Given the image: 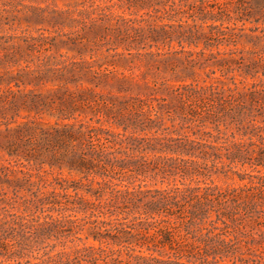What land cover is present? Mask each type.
<instances>
[{"label":"trees","instance_id":"obj_1","mask_svg":"<svg viewBox=\"0 0 264 264\" xmlns=\"http://www.w3.org/2000/svg\"><path fill=\"white\" fill-rule=\"evenodd\" d=\"M45 1L0 0V264H264V0Z\"/></svg>","mask_w":264,"mask_h":264},{"label":"rangeland","instance_id":"obj_2","mask_svg":"<svg viewBox=\"0 0 264 264\" xmlns=\"http://www.w3.org/2000/svg\"><path fill=\"white\" fill-rule=\"evenodd\" d=\"M26 2H28V0H26ZM41 5L47 4L48 8H50V4L53 3L52 0H46L45 2H39ZM55 3L57 5H61V2L59 0H56ZM41 24H37L35 27H39ZM25 27V23L21 24V28ZM42 27L48 28L50 30V26H46L43 25ZM219 182H221V180H218ZM230 180L227 179L226 182H229Z\"/></svg>","mask_w":264,"mask_h":264}]
</instances>
